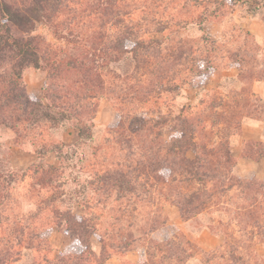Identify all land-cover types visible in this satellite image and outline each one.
Listing matches in <instances>:
<instances>
[{
	"label": "rangeland",
	"instance_id": "374dc122",
	"mask_svg": "<svg viewBox=\"0 0 264 264\" xmlns=\"http://www.w3.org/2000/svg\"><path fill=\"white\" fill-rule=\"evenodd\" d=\"M73 1L65 0L68 14L77 10L72 20L70 16H62L54 22L36 23L31 35L41 37L50 49L59 47L65 55L72 56V51L87 57L88 64L93 59L95 73L100 75L97 76L104 86L103 93L87 102L89 108L85 110L83 122L69 119L52 127H33L25 137L23 148L14 144L10 129L0 127L3 164L21 172L28 169L25 176H18L12 182L9 196L0 205V240L14 238L12 221L15 219L21 221L25 236L38 239L37 242L29 240V248L27 243L16 245L21 256L13 264H31L46 251L50 257H57L74 245L70 235L54 225L51 214L39 210L40 195H34L31 190V186H37L33 182L34 166L63 163L65 184L53 206L58 211L71 209L80 217L84 214L82 203L94 205L96 199L88 180L102 173L105 167H113L110 163H115L121 155L117 140L121 144L126 139L115 134L120 121L132 131L147 120L146 128L138 132V139L145 143L149 138L147 126L160 129L162 139L169 141L179 136V115L187 117L197 131L198 145L201 137L208 147L228 141L235 164L230 172L220 169L219 177L229 173L241 181L264 182V140L255 138L257 131L250 132V138L243 141L240 136L243 124L250 120L262 122L260 127L264 132V98L253 91L257 81H264V0H104L102 6L107 4L114 12L105 17L99 16L98 10L102 7L99 0L78 4ZM98 1L99 9L93 6L82 11L89 3ZM112 13L122 17L121 20L113 19ZM124 25L132 26L134 37L140 36L144 42L154 39L155 44L139 49L136 55L126 52L115 56L105 44H110ZM98 30L105 36L97 45L95 32ZM103 51L107 52L101 55ZM207 61L214 70L209 69L208 75L202 76L200 73ZM70 80L60 81L63 88L55 89L68 87L71 91ZM23 82L27 93L43 102H46L43 93L47 82L52 83V89L56 83L50 80L46 70L31 65L24 68ZM256 85L260 90L261 85ZM90 121L92 137L78 143L79 126ZM42 139L61 141L66 158L59 159L56 152H47L36 162L35 147L30 140L40 145ZM185 155L192 158L194 151L189 149ZM165 171L162 174L168 175L169 170ZM134 181V190L125 192L121 200L116 201L114 196L121 195L122 191L114 190L107 204L89 210L96 218L97 231L90 237L95 255H99L101 248L99 237L108 238L110 233H107L116 229L122 232L114 242L108 239L110 256L104 264H130L125 258L128 252L139 254L137 264H140L146 261L142 253L145 247H151L158 256L156 244L174 239L177 242L181 237L190 241L192 253L182 264H226L234 250L224 246L229 236L241 239L239 252L245 257L253 254L264 257V243L256 242L255 236L249 239V231H257V221L261 223L258 233L264 235V201L260 210H243L260 201L259 194H253L255 200H252L249 198L252 193L245 194L234 186L221 187L217 180H208L206 188L218 195L212 196L201 212L185 219L176 203L166 202L155 188L143 189L142 177H135ZM177 185L182 191L189 190ZM41 195L46 197L48 192L42 189ZM155 216L158 218L156 229L146 236L141 234L139 226L148 227ZM3 222H9L11 227H4ZM126 237L140 238H136L131 249L123 251L118 242L125 241ZM177 251L181 255L188 253L181 248ZM223 252L225 258L221 259ZM163 264L180 263L171 258Z\"/></svg>",
	"mask_w": 264,
	"mask_h": 264
},
{
	"label": "trees",
	"instance_id": "16d2710c",
	"mask_svg": "<svg viewBox=\"0 0 264 264\" xmlns=\"http://www.w3.org/2000/svg\"><path fill=\"white\" fill-rule=\"evenodd\" d=\"M81 1L84 0H74L73 2ZM99 1L102 6L104 0ZM99 1L95 4L94 2L89 3L82 11L84 12L93 6L99 9ZM49 7L52 9L51 12ZM68 10V4L65 0H0V127L10 129L14 134V144L21 148L25 144L26 135L33 127L38 125L52 127L69 119L75 120L77 123L79 121L83 122L86 114L85 110L89 108L87 102L96 98L99 93H103L104 86L98 78L100 75L95 73L93 59L88 64L85 60L87 57H80L79 54H74L72 51L70 52L72 56L65 55L59 50V47H51L52 49H50V45L45 43L41 37L31 35L36 23L54 22L62 16H70L72 20V17L76 16L77 10H72L71 14L67 13ZM98 12L99 16L105 17L106 14L109 16L113 10L111 6L106 4ZM113 13V19L121 20L122 17L116 14L113 15ZM64 21L62 19V23ZM95 33L98 35V45L103 42L105 34H101L99 30ZM133 34L132 26L124 25L115 34V38L111 40L110 44H105L107 45L105 48L107 50L111 49L115 56L126 52L136 55L139 49H145L156 42L154 39L144 42L142 37H134ZM105 52L103 51L101 55L106 54ZM30 65L46 70L50 80L56 82L53 89L51 88L52 83L47 82L43 93L46 102L31 97L26 91L23 82V71L25 67ZM209 69L210 71L214 70L213 66L207 61L200 74L207 76ZM68 79L72 81V85L69 86L71 91L68 87L66 90L57 91L55 89V87L59 89L60 86L63 88V84L61 85L59 82ZM179 118V136L165 141L161 137L162 132L160 129L147 126L149 138L145 143L138 139V132L146 128L145 126L148 125L147 120L141 123L139 129L132 131L124 128L123 122L120 121L115 134L116 136L122 135L126 139H123L124 143H121L122 145L117 140L121 155L115 163H110L113 167H105L102 173H96L92 179L88 180V183L93 186L96 199L94 205H90L86 201L82 203L84 214L80 217L72 213L71 209L58 211L53 206V202L62 194V187L65 184L62 162L57 166L38 164L33 169L29 168V170H33V182L34 185H37L31 186V190L34 195H40L42 203L39 210H47L48 214H51L49 216L54 225L67 232L74 242L67 253L50 257L46 251L39 260L34 259L31 264H92V259H94L95 264H104L110 256L108 251L109 242H114L116 236H121L122 232L116 229L115 232L107 233H110L107 236L108 238L99 237L101 248L99 255H95L90 237L97 231L94 223L96 218L91 215L89 210L98 205L107 204L114 190L122 191L120 192L121 195L114 196L116 201L121 200L125 192L134 190L132 182L135 177H142L144 181L141 187L143 189L149 191L150 188L153 190L155 188L154 191L161 195L160 197H164L166 202L176 203L182 217L185 219L201 212L208 205L210 198L218 195L216 191L210 190L209 192V189L206 188L208 180H217L221 183V187L234 186L241 189L245 194L252 193V195H249L252 200H255L253 194H259L261 200L250 204V209L248 206L243 210L246 212L252 211L251 209L260 210L261 203L264 201V182L241 181L232 177L229 173H226L223 178L218 175L220 169L230 172L235 164L228 141H220L218 145L208 147L201 137L198 145L195 126L188 122L187 117L184 118L179 115ZM156 124L158 122L155 121V126ZM92 127L91 121L88 125L79 126L77 132L78 143L84 138L92 137ZM186 132H188V135ZM33 142L30 140V143L35 147L36 162L42 160L43 155L47 152H56L59 159L67 156L61 141L42 139L39 141L41 142L40 145ZM189 149L194 151L192 158L185 155V152ZM165 170H169L168 175L167 173L162 174V171ZM27 171L28 169L21 172L7 167L0 158V205L9 196V187L12 182L18 176H25ZM195 182L198 185L193 187L192 184H195ZM177 184H181L185 188L189 187V190L182 191ZM42 189L48 192L46 197L41 195ZM51 191L54 192L49 194ZM157 219V216L152 217L148 227H146L147 225H140L139 231L141 234L146 236L148 233L153 232L156 229L155 221ZM1 222L2 220H0ZM161 222L164 223L163 217ZM262 222L264 223V221ZM3 223L5 224L4 227H11L9 222ZM12 224L14 238H10V241L8 238L0 240V264H13L20 259L21 254L19 249H15L16 245L27 243L26 247L29 248V240L30 242L38 241L36 236L33 238L32 236H25V228H23L20 220L15 219ZM26 228L29 229L30 227ZM256 228L257 231H249V239L255 236L256 242L264 243V239H260L264 238V235L258 233L261 228V223L258 221ZM33 232V235H35L34 230ZM131 238L126 237L125 241L118 242L122 245L121 249L123 251L131 249L132 243L140 237ZM175 238L178 239L176 236ZM6 242L12 243L8 246ZM36 244L38 247L41 245L39 242ZM190 246V241L182 237L177 242L174 239L171 242H165V244L158 243L155 245V249L159 251L158 256L155 250L150 249L151 247H145L141 251L143 254L145 253L146 261L140 264H163L171 258L182 264L188 257L192 256L191 249L189 250ZM224 246L236 251L233 250L232 254L229 255L228 264H264V257L254 254L245 257L239 252L242 247L241 239L229 236L225 240ZM179 248L188 253L181 255L177 251ZM249 253L253 252L249 251ZM220 258H225L224 252L220 254Z\"/></svg>",
	"mask_w": 264,
	"mask_h": 264
},
{
	"label": "crops",
	"instance_id": "0c3cea01",
	"mask_svg": "<svg viewBox=\"0 0 264 264\" xmlns=\"http://www.w3.org/2000/svg\"><path fill=\"white\" fill-rule=\"evenodd\" d=\"M256 84L261 85L260 86V90H258L256 88ZM255 85H253V91L256 93L257 96H259L260 98H264V81H257ZM260 121H247L245 122V124H243L242 127V135H240L243 139L242 141L245 139L250 138L249 134L250 132H255L257 131V136H255L256 139H260V140H264V136H263V131H262V127L261 126ZM251 130V131H250ZM124 258V257H123ZM122 258V260H123ZM125 258H127L129 260L130 264H135L137 263V259L140 258V255L134 252H128L127 255L125 256Z\"/></svg>",
	"mask_w": 264,
	"mask_h": 264
}]
</instances>
